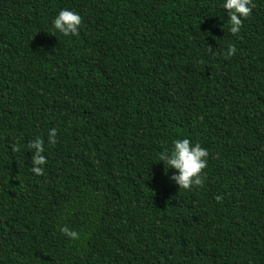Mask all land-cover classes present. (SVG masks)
Segmentation results:
<instances>
[{
  "label": "trees",
  "instance_id": "trees-1",
  "mask_svg": "<svg viewBox=\"0 0 264 264\" xmlns=\"http://www.w3.org/2000/svg\"><path fill=\"white\" fill-rule=\"evenodd\" d=\"M224 2L0 0V264H264V0L235 36ZM184 138L202 188L159 160Z\"/></svg>",
  "mask_w": 264,
  "mask_h": 264
},
{
  "label": "clouds",
  "instance_id": "clouds-1",
  "mask_svg": "<svg viewBox=\"0 0 264 264\" xmlns=\"http://www.w3.org/2000/svg\"><path fill=\"white\" fill-rule=\"evenodd\" d=\"M255 4L252 0H225L223 9L227 10L229 17L230 28L232 35H237L242 26L243 19L248 18ZM54 29L59 31L64 36L79 35V28L82 23V17L74 11L63 9L53 20ZM209 54H214V50L208 46ZM237 49L234 44L229 43L227 47V56H235ZM48 143L54 145L57 143V129L53 128L48 134ZM45 141L41 137H36L30 141L27 147L31 150V171L36 175H43V166L46 165L47 159L43 154ZM18 151V148H14ZM209 152L207 149L201 147L200 144L193 145L187 139H177L173 141V148L171 151L165 149L160 155L159 160L165 166V173L168 169H175L176 173L171 177L180 189L191 190L194 186L198 188L204 187L206 180V173L204 170L208 165ZM167 169V170H166ZM217 202L222 200L221 196L216 197ZM59 231L70 240H78L79 233L69 228L67 225L60 227Z\"/></svg>",
  "mask_w": 264,
  "mask_h": 264
}]
</instances>
